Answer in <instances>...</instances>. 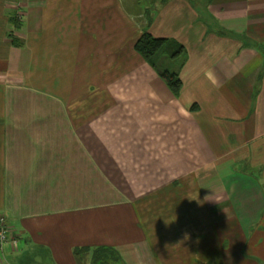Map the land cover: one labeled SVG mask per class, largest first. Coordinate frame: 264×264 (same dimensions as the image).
I'll use <instances>...</instances> for the list:
<instances>
[{"label": "crops", "instance_id": "obj_1", "mask_svg": "<svg viewBox=\"0 0 264 264\" xmlns=\"http://www.w3.org/2000/svg\"><path fill=\"white\" fill-rule=\"evenodd\" d=\"M0 213V264H264V0H0Z\"/></svg>", "mask_w": 264, "mask_h": 264}, {"label": "trees", "instance_id": "obj_2", "mask_svg": "<svg viewBox=\"0 0 264 264\" xmlns=\"http://www.w3.org/2000/svg\"><path fill=\"white\" fill-rule=\"evenodd\" d=\"M14 41V39H13ZM135 49L151 64L157 59V57L163 53L167 52L170 57H176L182 51V46L169 42L163 38H156L149 34L142 35L135 43ZM165 83L169 87L170 91L177 96L181 90L182 82L176 72L163 71L161 73ZM195 105L191 108L194 109ZM81 249H76L75 253ZM83 250V249H82ZM114 252L107 248H95L91 252V259L93 264H109V259L113 257Z\"/></svg>", "mask_w": 264, "mask_h": 264}, {"label": "built area", "instance_id": "obj_3", "mask_svg": "<svg viewBox=\"0 0 264 264\" xmlns=\"http://www.w3.org/2000/svg\"><path fill=\"white\" fill-rule=\"evenodd\" d=\"M9 228L5 222V217L0 214V255L4 254V248L8 241Z\"/></svg>", "mask_w": 264, "mask_h": 264}, {"label": "bare ground", "instance_id": "obj_4", "mask_svg": "<svg viewBox=\"0 0 264 264\" xmlns=\"http://www.w3.org/2000/svg\"><path fill=\"white\" fill-rule=\"evenodd\" d=\"M2 215L5 217L4 214H2ZM5 222H6L7 226H8V228H9V234H8L9 238H8V241H7L6 245H9V243H12V245H14V244L18 245L17 244L18 238H17L16 234L12 231V228H11V226H10V224H9V222H8L6 217H5ZM0 258H3V255L2 256L0 255Z\"/></svg>", "mask_w": 264, "mask_h": 264}, {"label": "rangeland", "instance_id": "obj_5", "mask_svg": "<svg viewBox=\"0 0 264 264\" xmlns=\"http://www.w3.org/2000/svg\"><path fill=\"white\" fill-rule=\"evenodd\" d=\"M0 214H2V213H0ZM110 264H119V263H117L116 260H114V261L112 260Z\"/></svg>", "mask_w": 264, "mask_h": 264}]
</instances>
